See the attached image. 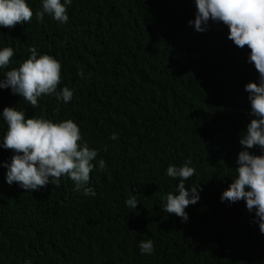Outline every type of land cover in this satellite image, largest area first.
<instances>
[{"label":"trees","instance_id":"trees-1","mask_svg":"<svg viewBox=\"0 0 264 264\" xmlns=\"http://www.w3.org/2000/svg\"><path fill=\"white\" fill-rule=\"evenodd\" d=\"M26 2L30 22L0 26V50H14L0 79L35 46L60 62L57 90L68 87L73 97L45 95L34 109L4 88L0 113L10 106L26 118L77 123L81 143L98 152L89 182L96 194L75 191L66 176L59 187L9 185L4 165L15 153L2 146L0 115V264H264L255 212L244 200L220 199L253 118L249 93L242 95V83L259 74L251 50L237 47L222 22L196 31L195 0H72L63 24L47 14L38 21L42 0ZM189 160L195 173L185 187L202 191L182 221L164 211L178 183L166 172ZM133 195L137 209L126 205ZM142 240L153 241L154 253L141 254Z\"/></svg>","mask_w":264,"mask_h":264},{"label":"clouds","instance_id":"clouds-1","mask_svg":"<svg viewBox=\"0 0 264 264\" xmlns=\"http://www.w3.org/2000/svg\"><path fill=\"white\" fill-rule=\"evenodd\" d=\"M72 0H42V7L35 15L43 21L45 15L63 24L69 19L67 7ZM196 15L189 24L198 32H204L208 22H222L228 26V38L239 48L247 46L251 51L248 62L254 64L257 73H251L249 82L242 83L244 96L249 93L250 115L253 117L245 131L241 133L239 143L243 150L237 158L236 175L222 192L221 201L235 203L246 202L249 212H255L254 221L264 234V0H195ZM33 10L26 0H0V26L11 28L16 24L30 22ZM28 51L31 55L19 67L7 70L0 79V89L10 88L32 108L39 106L42 96H55L58 101H71L73 91L68 87L58 89L61 82V64L48 55H38L35 46ZM14 50L4 47L0 50V69H7ZM80 75L83 77V73ZM91 73L89 74V76ZM7 131L3 136L2 146L15 154L11 162L5 163L6 181L9 185L17 183L26 191L39 190L49 183L60 186L61 177L70 178L75 184V191L95 196V190L89 187L90 173L96 167L93 161L98 152L84 142L77 123L71 119L54 122L40 117L26 118L25 111L14 107H4L2 113ZM110 139H118L113 133ZM259 147V155L248 150ZM99 171L106 168L103 159L99 160ZM186 161L183 166L170 165L166 175L178 180L176 192L165 197L164 211L175 214L182 221L188 220L185 211L189 205L200 199L199 186L186 188V181L194 175L195 169ZM138 200L133 195L126 200L130 209H137ZM142 255L154 253L153 241H140ZM26 264H31L27 261Z\"/></svg>","mask_w":264,"mask_h":264}]
</instances>
